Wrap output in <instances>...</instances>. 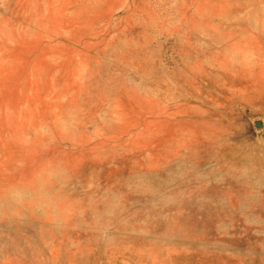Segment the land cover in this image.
Masks as SVG:
<instances>
[{"label":"rangeland","instance_id":"1","mask_svg":"<svg viewBox=\"0 0 264 264\" xmlns=\"http://www.w3.org/2000/svg\"><path fill=\"white\" fill-rule=\"evenodd\" d=\"M0 264H264V0H0Z\"/></svg>","mask_w":264,"mask_h":264},{"label":"bare ground","instance_id":"2","mask_svg":"<svg viewBox=\"0 0 264 264\" xmlns=\"http://www.w3.org/2000/svg\"><path fill=\"white\" fill-rule=\"evenodd\" d=\"M212 166V165H211ZM212 178V177H211ZM215 179V178H214Z\"/></svg>","mask_w":264,"mask_h":264}]
</instances>
